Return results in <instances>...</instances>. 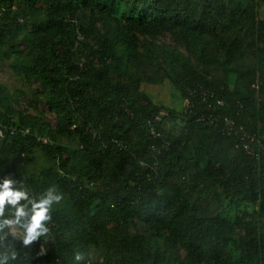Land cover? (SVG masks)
I'll use <instances>...</instances> for the list:
<instances>
[{"label":"trees","instance_id":"16d2710c","mask_svg":"<svg viewBox=\"0 0 264 264\" xmlns=\"http://www.w3.org/2000/svg\"><path fill=\"white\" fill-rule=\"evenodd\" d=\"M263 10L264 0H0V66L32 98L25 108L27 92L0 82V175L64 195L33 264H74L86 250L91 264H264V154L201 121L213 111L200 103L201 93L224 103L216 112L264 145ZM165 34L174 42L159 43Z\"/></svg>","mask_w":264,"mask_h":264},{"label":"clouds","instance_id":"9594fccd","mask_svg":"<svg viewBox=\"0 0 264 264\" xmlns=\"http://www.w3.org/2000/svg\"><path fill=\"white\" fill-rule=\"evenodd\" d=\"M63 199L55 186L36 193L13 174L0 175V264H33L47 253L45 245L54 239L53 213ZM73 262L91 264L92 252H74Z\"/></svg>","mask_w":264,"mask_h":264},{"label":"built area","instance_id":"2783aa9c","mask_svg":"<svg viewBox=\"0 0 264 264\" xmlns=\"http://www.w3.org/2000/svg\"><path fill=\"white\" fill-rule=\"evenodd\" d=\"M211 95L207 93H201L200 103L205 105L208 110L213 111L211 115L207 118H202L201 121H205L209 125H219L221 127L222 134L233 137L236 140V148L241 149L245 153L259 158L261 154H264V145L259 144V149L256 151L252 146V143L258 141V138L255 134H251L249 131H246L244 128L239 127L236 120L228 115L218 114L216 112L217 105L223 106L224 103L217 102L216 107L211 101H209ZM194 104L189 103V107ZM1 133V132H0Z\"/></svg>","mask_w":264,"mask_h":264},{"label":"rangeland","instance_id":"374dc122","mask_svg":"<svg viewBox=\"0 0 264 264\" xmlns=\"http://www.w3.org/2000/svg\"><path fill=\"white\" fill-rule=\"evenodd\" d=\"M262 17H264V10H263ZM158 42L159 43H163V44H170V43H173L174 41L171 39V37L168 34H165L163 37L158 38ZM234 79H235V77L231 76V78H230V84L231 85H233ZM0 82L9 85V87H11L13 90L14 89H21V90L27 92V95L25 96V103L23 104V106L25 108H29V102H31V100H32L30 91H27L26 88L24 87V85L22 84V82L19 81L16 78H14L13 75H11V73L8 70L6 65L5 66H0ZM172 94H173L172 90L160 89V88H159V90L154 92V96L156 95L159 98L165 97L164 98L165 101L173 109H179L180 106H181V108L182 107L185 108L187 103L185 101L182 102L178 98L177 99L173 98L174 96H172ZM39 108H40V106H39ZM42 110L47 111V109L45 107H43ZM47 117L49 118V121L51 123L55 122V118L52 115L48 114ZM179 131H180V128H176L175 132L178 133ZM240 208L242 210L252 211L255 207L253 205H245V204H243Z\"/></svg>","mask_w":264,"mask_h":264}]
</instances>
